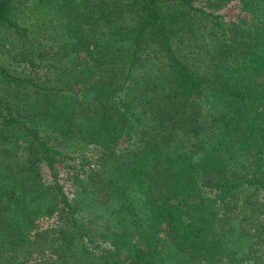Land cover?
Wrapping results in <instances>:
<instances>
[{"label":"trees","instance_id":"obj_1","mask_svg":"<svg viewBox=\"0 0 264 264\" xmlns=\"http://www.w3.org/2000/svg\"><path fill=\"white\" fill-rule=\"evenodd\" d=\"M198 2L0 0L32 71L0 67L17 89L0 94V264H264V0L227 25ZM50 138L100 169L44 182L39 163L73 159Z\"/></svg>","mask_w":264,"mask_h":264},{"label":"rangeland","instance_id":"obj_2","mask_svg":"<svg viewBox=\"0 0 264 264\" xmlns=\"http://www.w3.org/2000/svg\"><path fill=\"white\" fill-rule=\"evenodd\" d=\"M214 1L215 0H199L196 5L203 7L206 11H212L208 9V5ZM242 5L243 0H219V3L215 6L216 10L212 13L221 15L222 18L220 21L225 25L231 22L239 23L240 20H250L249 12L243 9ZM11 32L12 31H5L0 33V67L9 70L14 76L23 77L25 74L28 75L32 71L28 68L25 62L18 61L19 57L15 56L17 51H9L10 46L8 41H12L13 43L18 41L16 34ZM46 35L47 34H43V37H46ZM105 41L106 40L103 42ZM19 42H21V40ZM3 43L4 45H2ZM42 43L49 44L45 38H43ZM53 50H55V48H53ZM37 73L38 77L43 79V73H45V70H38ZM19 88H22V86ZM16 90L14 84L7 86L0 82V94L3 99H11L13 94L17 92ZM125 133V136L119 139V141L111 147L112 153L120 160H126L131 153L136 151L137 145H139V135L136 128L128 130ZM52 139L53 138H50L52 145L63 153H68L67 155L73 159L66 158L61 162L55 163L52 171L41 162L38 165L39 172L44 182L59 183L64 187L65 191L69 193L75 189V173H79V171L88 173L89 171H97L100 169V160L98 159V156H100L101 153L92 145L86 146V149H88H85V151L69 153L68 149L66 151L64 150L65 147L63 142H61V144L60 141H53ZM52 173L54 176L51 175ZM257 225H264V217H261L258 220Z\"/></svg>","mask_w":264,"mask_h":264}]
</instances>
